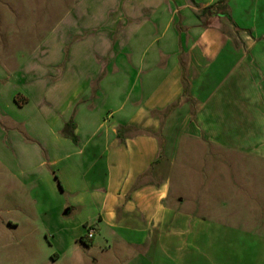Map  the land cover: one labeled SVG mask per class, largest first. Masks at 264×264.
<instances>
[{
  "label": "crops",
  "instance_id": "0c3cea01",
  "mask_svg": "<svg viewBox=\"0 0 264 264\" xmlns=\"http://www.w3.org/2000/svg\"><path fill=\"white\" fill-rule=\"evenodd\" d=\"M219 1L121 0L73 43L64 21L25 55L0 32L2 144L16 156L25 127L20 176L66 197L45 264H226L257 237L264 0H230L232 21L202 13Z\"/></svg>",
  "mask_w": 264,
  "mask_h": 264
},
{
  "label": "rangeland",
  "instance_id": "374dc122",
  "mask_svg": "<svg viewBox=\"0 0 264 264\" xmlns=\"http://www.w3.org/2000/svg\"><path fill=\"white\" fill-rule=\"evenodd\" d=\"M116 2L114 0H0V32L7 38L6 43L19 41L21 47L18 48L17 54L25 55L30 51V45L36 46L53 30H57L59 24L66 21L64 25L67 27H62L60 33L63 30L67 43H73L76 39L74 35L91 27L90 19L98 18L101 21L104 11L113 7L120 8L121 0ZM83 9H88L87 14H80V10ZM60 33L57 31L55 37L51 39L55 40L57 37L61 39ZM19 135L22 136L23 149L19 151L17 149L16 156L15 154L12 156V143L4 140L2 144L0 137V264H45L51 253L62 249L59 248V243L62 241L60 237L65 233L62 225H59L61 208L58 206L66 197L60 190L55 196L50 194L42 180L36 181L35 190L28 188L26 179L20 176L18 168L23 167L25 170L32 164L33 160L29 154L31 143L25 127L19 129ZM191 157L192 164H195L192 168L202 166V158L198 156L197 159L194 155ZM261 163L258 161L257 169L259 210L264 209V163ZM52 180L54 181L53 177ZM56 188L59 186L56 185ZM257 219L258 222L251 226L257 237L253 240L246 239L247 246H245L246 240L240 239L242 249L240 254L238 252V254L221 255L226 264H236V261L241 264H264V216L260 215ZM8 221H16L19 228L13 231L2 228V223ZM233 241L219 238L216 243L222 244L224 252L228 248L235 250L236 244L233 245ZM245 248L248 251L251 249L252 254L256 251L252 259H248L244 252ZM68 261L69 259H63L61 263Z\"/></svg>",
  "mask_w": 264,
  "mask_h": 264
},
{
  "label": "trees",
  "instance_id": "16d2710c",
  "mask_svg": "<svg viewBox=\"0 0 264 264\" xmlns=\"http://www.w3.org/2000/svg\"><path fill=\"white\" fill-rule=\"evenodd\" d=\"M191 1H194V0H191ZM229 1L230 0H220L214 5L205 8L202 13L206 14V13L215 12L216 13L215 15H218L219 17H222V18H227L230 21H232V17H231L229 5H228Z\"/></svg>",
  "mask_w": 264,
  "mask_h": 264
},
{
  "label": "built area",
  "instance_id": "2783aa9c",
  "mask_svg": "<svg viewBox=\"0 0 264 264\" xmlns=\"http://www.w3.org/2000/svg\"><path fill=\"white\" fill-rule=\"evenodd\" d=\"M94 234H95V231L94 230H90L88 235H87V238L91 240L94 237Z\"/></svg>",
  "mask_w": 264,
  "mask_h": 264
}]
</instances>
